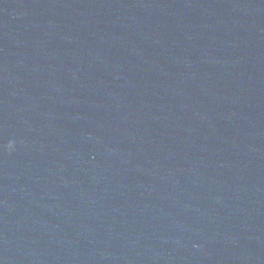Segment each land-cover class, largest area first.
<instances>
[{"label": "water", "instance_id": "95a60500", "mask_svg": "<svg viewBox=\"0 0 264 264\" xmlns=\"http://www.w3.org/2000/svg\"><path fill=\"white\" fill-rule=\"evenodd\" d=\"M0 264H264V0H0Z\"/></svg>", "mask_w": 264, "mask_h": 264}, {"label": "clouds", "instance_id": "9594fccd", "mask_svg": "<svg viewBox=\"0 0 264 264\" xmlns=\"http://www.w3.org/2000/svg\"><path fill=\"white\" fill-rule=\"evenodd\" d=\"M14 141H9V149L13 147Z\"/></svg>", "mask_w": 264, "mask_h": 264}]
</instances>
